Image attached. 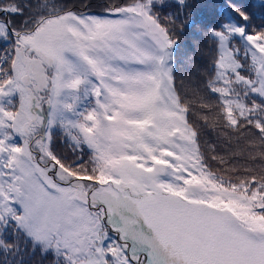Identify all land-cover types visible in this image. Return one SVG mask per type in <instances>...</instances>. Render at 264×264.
<instances>
[{
	"label": "snow or ice",
	"instance_id": "obj_1",
	"mask_svg": "<svg viewBox=\"0 0 264 264\" xmlns=\"http://www.w3.org/2000/svg\"><path fill=\"white\" fill-rule=\"evenodd\" d=\"M202 6L0 0V264H264V22Z\"/></svg>",
	"mask_w": 264,
	"mask_h": 264
},
{
	"label": "trees",
	"instance_id": "obj_2",
	"mask_svg": "<svg viewBox=\"0 0 264 264\" xmlns=\"http://www.w3.org/2000/svg\"><path fill=\"white\" fill-rule=\"evenodd\" d=\"M71 2L74 3H88L89 0H71ZM104 0H91L92 6L94 10L99 11L98 5L102 4ZM201 4L203 5L202 7L198 8V15L202 19H210L213 12L215 11L216 5H219L223 0H200ZM240 3L247 4L249 7V10L255 13V17L253 20L254 24H261L264 22V9L259 8L258 6H255L254 0H239ZM198 39V37L193 36L189 34L186 37H182L183 41H186L187 43H182L181 45V51L184 50V48L188 47V45L192 44L195 42V40ZM205 61L202 60L201 63H204ZM202 143L204 141H207L208 144L215 143L217 145L218 149V154L224 155L226 158L230 156H239L240 151L239 148L235 145L233 142V145L231 148L228 147V145L222 140L217 137V134L213 131L206 130L205 134H202L201 137ZM244 163V160L241 158L239 160H233L228 167L232 166H238Z\"/></svg>",
	"mask_w": 264,
	"mask_h": 264
}]
</instances>
